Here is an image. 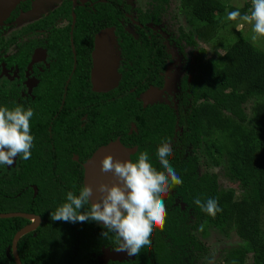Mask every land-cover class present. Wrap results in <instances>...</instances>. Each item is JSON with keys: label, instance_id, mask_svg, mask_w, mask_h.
<instances>
[{"label": "trees", "instance_id": "1", "mask_svg": "<svg viewBox=\"0 0 264 264\" xmlns=\"http://www.w3.org/2000/svg\"><path fill=\"white\" fill-rule=\"evenodd\" d=\"M152 1L154 11H148L142 17L143 23L150 18L160 22L167 3L171 2ZM96 5L110 10L107 24L119 25L117 16L120 13L116 5L110 0ZM251 7L249 0L242 7L221 0H181L180 11L193 15L196 23L180 26V41L184 40L185 45L194 48L192 58L197 63L193 61L189 74L182 81V103L186 110L180 113L178 120L170 106L156 104L143 110L137 99L149 83L161 84L158 72L163 69L168 56L160 41L145 31L142 40H135L122 32L124 48L129 52L127 56L133 66L124 73L119 87L106 93L88 90V97L81 82L76 81L75 103L69 107L70 115L66 121L52 119L56 112L53 105L49 106L51 111L30 120L31 132H37L30 159H21L17 167L0 172V212L24 211L43 218L40 227L19 239L18 252L23 264H98L92 255L101 251L113 233L104 236L107 230L95 221H52L50 214L66 202L67 192L79 194L83 186L81 177L77 180L72 177L73 181L67 183L72 169L68 167L71 152H77V146H85L91 154L95 149L94 142L112 137L118 130H122L124 138H133L128 134L132 117H137L140 135L135 138L141 150L147 148L153 137L173 138L177 122L184 128L183 141L192 149L187 160L169 157L171 166L183 181L172 188L178 189L176 195L189 196L186 200L189 199V206L194 209L195 221L191 226L186 222L189 207L180 209L177 206L173 211L167 210L165 227L155 229L156 237L155 234L152 236L156 245L141 249L131 263L125 261L124 264H206L201 261V256L208 247L199 237L189 233L191 228L200 229L206 236L209 226L226 239L232 233L241 238L238 246L223 252L216 264H246L250 254L251 264H264V49L246 37L229 41L223 35L235 23L225 21L226 12L239 10L244 14ZM94 17L86 11L78 17L79 25L87 23L92 39L97 30L93 28L97 23ZM77 36L84 37V34ZM209 45L212 49L222 47L224 51L206 58ZM89 51L86 49L87 54ZM248 103L251 104L250 113ZM149 111L155 115L151 117ZM85 113L90 117L102 116L101 124L91 122L82 127L80 116ZM69 126L82 130L72 131ZM70 133L81 137L80 140L85 139L90 146L71 142ZM59 136H66L67 141ZM52 139L56 144L55 151H52ZM198 150L206 153L208 163L235 176L240 183L239 196L235 195L234 189L221 192L217 174L198 175L194 164ZM154 164L158 171H163L158 162ZM182 187L189 191L182 192ZM171 198L169 195L166 199L170 202ZM196 198L204 203L208 198H215L222 212L215 217L206 214L194 203ZM90 207V204L85 206L86 209ZM27 223L29 220L21 216L0 218V264H16L11 249L13 238ZM164 232L166 237L162 234ZM191 247L199 255L192 254L188 263L185 255Z\"/></svg>", "mask_w": 264, "mask_h": 264}, {"label": "flooded vegetation", "instance_id": "2", "mask_svg": "<svg viewBox=\"0 0 264 264\" xmlns=\"http://www.w3.org/2000/svg\"><path fill=\"white\" fill-rule=\"evenodd\" d=\"M37 1L38 0H23L19 2L11 11L9 16L3 21V24H0V107L6 106L9 109L20 105H23L25 109L30 107L34 110L35 113L31 118V120H33L37 117H40L41 115L43 116V114H45L46 112L51 111L49 109V106L53 105L52 108L55 109L56 112L54 113L52 119L60 118L63 122L66 121L67 116L70 115L69 107L74 106L75 103V82H81L88 97L90 96L88 94V90L98 93H106L119 87L124 73L128 72V70L130 69L129 66H133V61L129 59V56H127L129 52H126L124 48V38L122 37V32H125L126 35L131 36L135 40H142L144 35L143 32L145 31L146 33H152L156 40L160 41V43L164 46V49L167 52L168 56L166 57V60L164 62L163 69L158 72V77L159 81H161V84L149 83V86L144 89L140 95L137 96V99L141 101V108L143 110L147 108H153V106H155L156 104H165L170 106L171 109L174 110L177 115V120L180 118V113L186 110L182 103V81L189 74V70L191 69L193 61L197 63V60L192 58V51L194 50V48L190 46L193 48V50L191 52H188L187 47L189 46L183 44L182 41L184 40L180 41L181 33L179 32V28L180 26H186V24L181 25V23H179V28L177 30L178 36L172 37L170 40L172 44L177 43L179 45V49L183 53H185L186 60L188 62L186 69L182 71L179 69L181 76L179 77L176 86L178 90V105L175 106L174 102H168L164 100H157L154 103H145L141 98L143 94H147L149 90L153 88L164 89L166 87L169 66L174 63L175 60V56L167 48V42L163 36V33L158 31L154 27L160 26L161 21L154 22V18H150L148 22L143 23L142 17L148 11H154L152 0L149 1L150 6H148L146 9L137 8L136 10L132 8L126 0L115 3L113 2L118 0H110L111 4L116 5L117 9L119 10L120 14L117 16L119 25L107 24L106 19H108L110 10H108L107 8L100 9L96 5L98 2H107L109 0H55L50 2L52 5L48 4L47 0L44 2L45 5L44 7H42L41 11L39 3L34 4ZM83 11L93 14L95 16L94 18L97 21V23L93 25V28L97 29L94 32L93 39L90 38V30L87 27V23L83 22L82 26L78 24V21H80L78 20L79 14ZM99 13H101V15ZM184 13L185 12H183V14ZM178 14H174L173 19H176L178 17ZM130 23L134 25L135 32L129 31L127 29V25ZM171 26L174 28V25ZM103 30H110L114 33L113 41H116L115 47L118 55L120 56L118 71L121 75V79L118 85L106 91H100L95 88L92 76L95 40L98 33ZM80 33H83L84 37H78L77 34ZM92 43L93 46L91 47ZM200 44L201 42L199 43V46L202 47V44ZM86 49H88V51L90 49L88 54L86 52ZM209 57H211V55L207 53L206 58ZM194 71L197 72L196 69H194ZM146 99H148V96L146 97ZM45 107L48 108L46 109ZM152 112L153 111L148 112V114H151V117L155 115V113ZM101 119L102 116L90 117L87 113L81 114L80 116L82 127L91 122H94V124H101ZM30 123L32 122L30 121ZM30 126L32 127L33 125L30 124ZM69 129L72 131L78 130L76 127L72 126H69ZM80 130L82 129H79L78 131ZM150 130H152V128H150ZM31 134L36 135L37 132L32 131ZM70 134L72 136L71 142L76 141V143L78 142L80 144H86L87 146H90L88 141L86 142L85 139L80 140L81 137L76 136L74 133V136L72 135V133ZM128 134L133 135L134 137L126 139L123 136L122 130H118L116 133H113L112 137H106V141L105 138L103 140L100 139L99 143L95 144L94 142L93 145L95 146V149L91 154H89L85 146H77L78 151H72L71 156L68 160V167H72V169H70L67 183H70L71 181H73V179L77 180L78 177H81L84 186L86 167L90 158L101 147H104L112 142L119 143L118 145L121 144L127 150H131L130 159L133 162L138 158L139 153L148 152L150 161L152 162L154 167L157 166L156 164H154L156 162H158L160 165V161L156 153L158 147L162 142H170V144L174 147L172 148V155L170 157H179L181 160L189 159L188 155L192 147L185 145L183 141L184 128L178 122L175 125L173 138L155 139V137H153L152 139H149V145L146 149L144 148V150L140 149L139 141L135 138L140 135L139 126L137 124V117H132L129 120ZM59 137L62 138V140L67 141L66 136ZM50 143H52V151H55V141L52 139ZM68 147L71 148L70 145H68ZM211 150L213 151V153L215 152L214 148H212ZM197 155V164H194L197 167L196 171L198 175L201 176L207 173L218 175L217 172L210 171L209 168L211 167H219L214 166L213 164L208 163L205 160L206 153L198 150ZM21 159L22 158H19V156H17L15 157V163L13 162V164L9 166L0 165V172H8L12 168L17 167ZM177 190V188L171 187L170 191L163 197L164 201H166V198H168L169 195H172L171 201L169 202L167 200V205H165L166 209L169 211H173V209L177 206H179L180 209H187L189 207V209H187L186 215L188 216V220L186 222L188 223V226H191V224H193L195 221V216L193 213L194 209L189 206V199L186 200V197L188 198L189 196H183L181 193L176 195ZM185 190H188V188L182 187L181 191L185 192ZM173 195H175L176 197L173 198ZM26 219L29 220V223H27L26 225L35 222L34 219ZM42 223L43 218L40 225ZM100 224L102 223L100 222ZM40 225L38 227H40ZM188 228L190 229V227ZM35 229L31 231H34ZM194 230H197L200 236L199 234L195 233ZM210 230L215 232L216 235L219 234L216 230L209 226L208 234L206 236L203 235L200 229L194 228H191V232L189 233V235L194 234L195 236L199 237V239L201 237V240L204 242L205 238L209 240ZM154 234L155 233H153V235ZM162 234L166 237L165 232ZM155 237L156 234L154 238ZM155 245L156 243L153 240L151 242V246L153 247ZM118 247V237L113 234L108 240V243H105L103 245L101 251L93 253L92 257L98 264H107L110 262H115V264H124L125 261H129L131 263L134 259V256L130 257L128 255L124 258L110 259L105 262L102 261L103 263L100 262L98 256L105 249L116 250ZM188 251L189 253L188 255H185V260L186 262L190 263L189 257H192V254L199 255V252H193L192 247ZM209 253L210 248L208 247V251L202 253L201 261L204 260V256L209 255ZM199 261L200 260H198V263Z\"/></svg>", "mask_w": 264, "mask_h": 264}, {"label": "clouds", "instance_id": "3", "mask_svg": "<svg viewBox=\"0 0 264 264\" xmlns=\"http://www.w3.org/2000/svg\"><path fill=\"white\" fill-rule=\"evenodd\" d=\"M251 4L248 13L227 11L224 19L235 22L238 29L251 25L252 39L256 40L264 37V0H251ZM34 114L32 108L25 109L23 105L12 109L0 107V165L13 164L17 156L30 159L35 139L30 120ZM156 155L163 171L153 166L148 152L139 153L134 162L106 156L101 162V172L113 173L119 183H99L95 189L99 194L96 202L92 200L94 189L88 184L81 187L79 194L67 192L66 202L51 212L50 219L72 223L102 222L107 230L104 236L113 233L118 237L117 251H124L130 257L138 256L141 249L151 246L154 230L165 227L167 209L163 197L172 186L183 183L170 164V142H162ZM194 203L212 217L222 212L215 198H208L206 203L196 198ZM89 204L90 209H86Z\"/></svg>", "mask_w": 264, "mask_h": 264}, {"label": "rangeland", "instance_id": "4", "mask_svg": "<svg viewBox=\"0 0 264 264\" xmlns=\"http://www.w3.org/2000/svg\"><path fill=\"white\" fill-rule=\"evenodd\" d=\"M21 1L23 0H20L19 2ZM45 1L47 0H44V1L38 0L34 4L39 3V7H41L40 8V11H41L42 7H44L45 5L44 4ZM52 1H55V0H48V4H51L50 2ZM126 1L135 10L137 8L146 9L148 6H150L149 5L150 0H126ZM221 1L225 4H231V5L242 7L244 3L248 0H221ZM249 1L251 2V0ZM180 3H181V0H171L169 4L167 3L166 8H165V13L161 16V25L154 26L158 31L163 33V36L167 42L168 50L175 56V60H174L175 64L172 63L169 66V71L167 73V85L164 89L153 88L149 90L147 94H143L141 96L142 100H144L145 103H149V102L154 103L157 100H164L168 102H174L175 106L178 105V90L176 86H177V81L179 77L181 76L179 69L181 71L186 69L188 62L186 60L185 53H183L179 49V45L177 43L172 44L170 40L172 37L178 36L177 30L179 28V23H181V25L186 24V26H191L193 23H196L193 15L189 13H186V14L185 13L183 14L182 12L180 13L179 11ZM174 14H178V17L176 19H173ZM1 24H3V22ZM171 25H174V28ZM127 29L129 31L135 32V27L132 23L127 25ZM226 31L227 32H223L224 33L223 35H224V38L227 37V40L229 41H233L237 39L238 37H246L250 39L256 46H258L261 49H264V37H258L256 40L252 39V36L254 35V33L252 32L251 25L246 24L243 29H238L235 23H233L226 29ZM182 42L183 44L186 43L185 41H182ZM187 48H188L187 49L188 52H191L193 50V48L190 46ZM207 48H208V54L212 56L215 55V52L217 53L219 51L220 52L224 51L223 48L219 46H216L215 48L212 49V46L209 45ZM147 96H148V99H146ZM246 106H247L248 113H250L251 104L248 103ZM114 147L120 148L119 145H116V146L114 145ZM171 148H174V147L171 145ZM120 149H124V148H120ZM127 151L130 153L131 150L128 149ZM209 169L210 171H215L218 173L221 192L223 191L226 192V191H229L230 189H234L236 191V194H235L236 196H239L241 194L240 183L235 178L234 175L226 173L222 168L211 167ZM194 232L199 234L197 230H194ZM209 234H210L209 235L210 238L208 237L209 240H207V238H205L204 240V243L210 248L209 255L204 256L203 261H205L206 264L218 263V258H220L222 253L228 251L232 247L238 246V242L241 240V238L236 233H232L231 237L228 239H226L220 234L216 235L215 232H213L212 230L209 231ZM101 254L98 256V258L100 259V262L102 261L105 262L110 259L124 258L127 256V253L124 251H117V250H111V249H105ZM251 262H252V256L250 254L249 257L247 258L246 264H251ZM225 264H229V263L226 262Z\"/></svg>", "mask_w": 264, "mask_h": 264}, {"label": "water", "instance_id": "5", "mask_svg": "<svg viewBox=\"0 0 264 264\" xmlns=\"http://www.w3.org/2000/svg\"><path fill=\"white\" fill-rule=\"evenodd\" d=\"M19 1L20 0H0V24L7 16H9ZM113 36V31L103 30L98 33L95 40L92 76L95 88L100 91H106L116 87L121 79V75L118 71L120 56L116 50V41H113ZM118 144L119 143L112 142L104 147H101L92 155L87 163L85 184L92 186L94 189V196L92 197L93 202H96L99 196L98 193H95V189L98 187L99 183H119L113 173L101 172L102 160L108 155H111L114 159L120 161L131 160L130 153L125 147H123V145L120 144L119 146L124 149L114 147V145L116 146ZM13 162L15 163V158ZM16 216L35 220L34 223L28 224L18 230L13 238L11 249L15 262L16 264H23L18 252L19 239L27 232L37 228L40 225L42 218L39 215L27 212H0V218H10ZM9 251L10 248H8V255Z\"/></svg>", "mask_w": 264, "mask_h": 264}]
</instances>
